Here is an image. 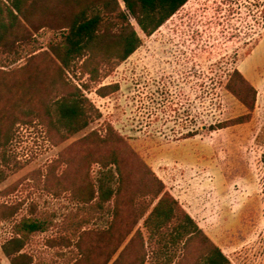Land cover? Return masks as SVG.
<instances>
[{"label":"rangeland","instance_id":"374dc122","mask_svg":"<svg viewBox=\"0 0 264 264\" xmlns=\"http://www.w3.org/2000/svg\"><path fill=\"white\" fill-rule=\"evenodd\" d=\"M23 27L28 39L0 50V117L28 121L17 124L1 166L0 264H12L3 245L16 237L33 264H112L132 236L117 264H199L208 244L165 246L145 226L160 190L232 263L264 264V0H189L153 35L141 33V47L112 71L101 61L94 77L78 62L67 76L91 122L67 139L45 115L73 87H51L50 45L63 31ZM235 69L257 89L256 109L249 122L214 129L249 113L227 89ZM113 84L116 92L100 94ZM114 155L119 166L105 168ZM25 220L41 230L24 232Z\"/></svg>","mask_w":264,"mask_h":264},{"label":"trees","instance_id":"16d2710c","mask_svg":"<svg viewBox=\"0 0 264 264\" xmlns=\"http://www.w3.org/2000/svg\"><path fill=\"white\" fill-rule=\"evenodd\" d=\"M188 1L0 0V50L10 51L17 42L28 39L27 36L29 35L23 27L25 24L32 28L52 26L53 29L62 30L63 41L50 45V52L55 56L58 66L51 87L54 88L58 83L60 87L68 88L73 85L70 83L67 73L73 71L78 62L83 61L82 68L94 77L99 75L100 69L97 65L101 61L106 62L112 71L116 67L115 63L119 64L126 61L141 47L143 42L141 33L146 36L153 35ZM132 20L136 24L132 23ZM49 23L51 25H48ZM47 53L49 54V52L44 51L35 57ZM110 89L113 90L107 93V90ZM118 89V84L106 85L101 87L99 92L102 96H107ZM227 89L239 99L249 113L219 122L212 126L214 129L249 122L256 109L257 89L240 70L235 69L232 72L227 83ZM26 94L25 96H27ZM85 100L82 91L73 86L67 94L57 98L53 103L45 105L48 125L58 131L63 139L80 132L90 124L91 115H88L85 110ZM25 112L27 116H31L36 113V110L34 106H30ZM9 116L10 121L8 122H4V117H0V183L5 179L1 166L11 161L8 149L16 134V126L20 122L28 124V121H21L18 116L15 117L11 114ZM262 132L257 137L259 142L264 139V127ZM262 162L264 164V153L262 154ZM112 164L119 166L116 155L111 158L108 164L104 163L103 166L109 168ZM109 173L113 174L112 171ZM112 194L113 191L108 190L105 197L109 198ZM156 199L158 202L144 221L150 235L153 237L159 235V241L165 246L183 243L184 248L192 240L200 239V242L208 244L210 248L199 264H234L199 227L194 218L173 195L168 192L163 193V190H160ZM174 220L177 221V224L172 227L171 224ZM20 227L24 232L29 233L39 231L42 228L40 223L30 220L23 221ZM166 228L170 229L167 234L164 233ZM131 233H128L121 240L115 253L123 246ZM133 239L134 236L131 237L120 256L112 264H117ZM259 243L262 246L259 247V250L264 253V234ZM24 246L23 237H16L3 245V252L11 258L12 264H33L27 254L21 253ZM110 261L105 264H109ZM172 262V259H169L167 264H172Z\"/></svg>","mask_w":264,"mask_h":264}]
</instances>
